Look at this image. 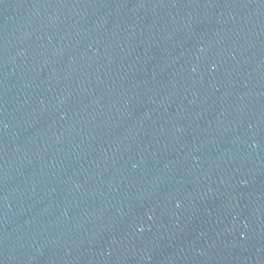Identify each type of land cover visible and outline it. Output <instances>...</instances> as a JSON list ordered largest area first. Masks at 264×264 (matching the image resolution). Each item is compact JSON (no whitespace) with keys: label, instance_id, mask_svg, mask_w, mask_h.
Segmentation results:
<instances>
[{"label":"water","instance_id":"water-1","mask_svg":"<svg viewBox=\"0 0 264 264\" xmlns=\"http://www.w3.org/2000/svg\"><path fill=\"white\" fill-rule=\"evenodd\" d=\"M0 264H264V0H0Z\"/></svg>","mask_w":264,"mask_h":264}]
</instances>
